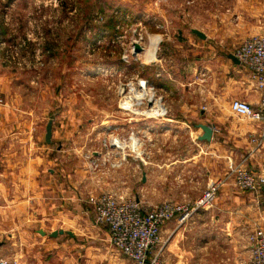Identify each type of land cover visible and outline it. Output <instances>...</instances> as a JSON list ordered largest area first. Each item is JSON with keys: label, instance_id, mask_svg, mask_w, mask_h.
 Masks as SVG:
<instances>
[{"label": "crops", "instance_id": "obj_1", "mask_svg": "<svg viewBox=\"0 0 264 264\" xmlns=\"http://www.w3.org/2000/svg\"><path fill=\"white\" fill-rule=\"evenodd\" d=\"M176 2L183 6L180 18L200 20V30L171 32V42L162 41L153 63L147 64L153 76L148 81L165 100L167 113L161 119L136 120L138 131L148 134L144 137L148 144L142 156H128L121 168L91 172L80 161H65L57 172H51L50 162L34 157L30 150L49 147L45 131L41 134L40 123L34 126L32 111L19 109L17 87L0 78V236L8 233L6 240L0 239V260L33 264L31 257L38 256L32 254L35 248L44 253L52 243L33 238L28 229L15 230L37 226L36 222L41 227L52 213L66 216V205L81 208L79 202L87 195L117 193L143 210L164 202L191 208L206 185L218 181L220 187L211 205L194 208L183 222L178 214L161 227V243L152 257L155 264H248V235L256 228L264 231V190L238 189L233 178L227 177L228 166L245 158L250 171L264 175V140L259 141L257 122L230 109L233 100L253 107L259 103L251 73L230 56L245 40L264 37V0ZM192 29L204 37L196 36ZM65 117L61 112L56 118L51 141L59 139L63 149L66 143L67 149L76 148L77 143L80 147L74 135L77 126L69 120L58 125ZM105 117L114 118V112L107 111ZM123 120L129 123L131 119ZM200 125L211 128L210 140L199 139L203 134ZM122 130L131 129L122 126ZM8 197L9 204L1 200ZM22 214L25 220L17 218ZM35 214L39 221L33 220ZM91 229L108 254L116 256L107 229L93 222Z\"/></svg>", "mask_w": 264, "mask_h": 264}, {"label": "rangeland", "instance_id": "obj_2", "mask_svg": "<svg viewBox=\"0 0 264 264\" xmlns=\"http://www.w3.org/2000/svg\"><path fill=\"white\" fill-rule=\"evenodd\" d=\"M156 1L0 0V78H7L17 87L19 109L32 111L33 124L40 123L41 134L49 117L55 116L54 124L61 112L66 117L60 119L58 125L69 120L77 126L74 135L78 136L80 147L77 143L76 148L67 149L69 144L66 143L63 149L57 139L51 141L48 148L30 149L34 157H45L44 160L50 162L51 172H57L65 161L69 164L80 161L85 170L90 171L86 156L100 151L102 140L110 130H115L120 137H127L130 131L136 130L138 136V115L127 116L120 109L122 90L119 85L138 77L152 80L153 76L140 53L134 54L133 45L138 42L144 47L147 40L155 42L152 54L146 58L152 64L160 43L164 44L167 39L171 42V32H190L192 27L200 30L201 25L200 20L180 18L184 10L182 5L176 4L177 0ZM171 12L176 15H170ZM110 23L113 27L107 26ZM163 105L166 115L164 99ZM107 111H113L114 118L105 117ZM125 117L131 119L129 123L123 120ZM110 119L114 122L108 124ZM121 125L131 130L123 131ZM146 136L148 138L147 133ZM39 142L44 145L42 139ZM142 142L144 150L147 139ZM87 198L88 195L79 202L84 211L68 203L66 216L52 213L41 227H37L40 223L36 222L37 226L15 230L17 233L28 229L33 238L43 237L52 243L44 253L43 249L35 248L32 254L38 256L31 257L33 264L39 261L42 264L123 263L118 252L111 247L116 256H110L103 242L95 239L97 235L91 229L92 209ZM1 200L10 203L9 197ZM36 217L35 214L33 220L39 221ZM17 218L25 220L23 214ZM59 230L63 234L52 239L50 234ZM7 234L3 233L0 239L6 240Z\"/></svg>", "mask_w": 264, "mask_h": 264}, {"label": "built area", "instance_id": "obj_3", "mask_svg": "<svg viewBox=\"0 0 264 264\" xmlns=\"http://www.w3.org/2000/svg\"><path fill=\"white\" fill-rule=\"evenodd\" d=\"M234 56L251 73L256 89L259 91V103L256 107L246 101L233 100L230 109L260 125L259 141L264 140V37H252L240 44ZM126 58V56H124ZM120 109L127 116L138 115L140 120L161 119L166 107L163 97L147 79L138 77L120 84ZM1 102V101H0ZM136 107V108H135ZM131 118L133 116H130ZM138 130V129H137ZM110 130L102 140L101 150L92 151L87 157L90 171L101 172L110 168H121L128 156L140 157L144 150V132L130 131L127 137ZM140 133V134H139ZM143 136V138H142ZM142 139V140H141ZM245 158L238 163H229L228 175L235 186L246 192L260 193L264 190V175L258 176L250 171ZM220 182H209L195 205L188 208L173 202H164L149 210L141 209L134 200L113 192L89 195L87 203L92 208L93 223L106 228L109 244L124 259L122 264H155L151 256L161 243V227L176 215L183 222L194 208L207 207L213 203L219 190ZM250 258L248 264H264V231L256 228L248 235ZM0 264H15V261L0 260Z\"/></svg>", "mask_w": 264, "mask_h": 264}, {"label": "water", "instance_id": "obj_4", "mask_svg": "<svg viewBox=\"0 0 264 264\" xmlns=\"http://www.w3.org/2000/svg\"><path fill=\"white\" fill-rule=\"evenodd\" d=\"M191 31H192L196 36H198V37H200V38H203V37H204L203 34H202L200 31L196 30V29H192ZM133 47H134V54H138V53H140V52L142 51L141 46H140L139 44H137V43H135V44L133 45ZM230 58H231L235 63H237V64L240 63L239 60H238L235 56L231 55ZM54 118H55L54 115L50 116L49 119H48V121H47L46 127H45V142H46L47 144H50V143H51V137H52V125H53ZM200 128H201V130L203 131V134H202V136H201L199 139H200V140H207V141L210 140V138H211V134H212V130H211V128L208 127V126H204V125H200ZM58 234H63V231H62V230H59V231H53V232L50 234V236H51V237H56ZM0 246H1V243H0Z\"/></svg>", "mask_w": 264, "mask_h": 264}, {"label": "bare ground", "instance_id": "obj_5", "mask_svg": "<svg viewBox=\"0 0 264 264\" xmlns=\"http://www.w3.org/2000/svg\"><path fill=\"white\" fill-rule=\"evenodd\" d=\"M137 44H138V42H137ZM140 44V43H139ZM155 42H153L152 40L150 41V40H147L146 42H145V44H144V47H142V45H140L141 46V48H142V51L140 52V55L139 56H141V58H142V60H143V62L145 63V64H149L150 62H147L146 61V58H148V57H150V55L152 54V51H153V49H152V47H154L155 46ZM145 59V60H144ZM146 130V129H145Z\"/></svg>", "mask_w": 264, "mask_h": 264}, {"label": "trees", "instance_id": "obj_6", "mask_svg": "<svg viewBox=\"0 0 264 264\" xmlns=\"http://www.w3.org/2000/svg\"><path fill=\"white\" fill-rule=\"evenodd\" d=\"M113 21V20H112ZM114 22V21H113ZM113 24H115V22L113 23ZM107 26H109V27H113V25L110 23V24H107ZM143 76L145 77V74H143ZM146 78V77H145ZM150 80V79H149ZM150 81H152V80H150Z\"/></svg>", "mask_w": 264, "mask_h": 264}]
</instances>
